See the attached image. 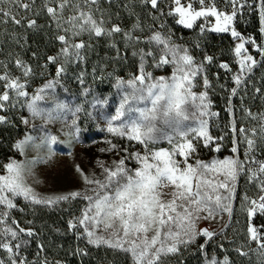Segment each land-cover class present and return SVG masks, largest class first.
Instances as JSON below:
<instances>
[{"label": "snow or ice", "instance_id": "6c2138e0", "mask_svg": "<svg viewBox=\"0 0 264 264\" xmlns=\"http://www.w3.org/2000/svg\"><path fill=\"white\" fill-rule=\"evenodd\" d=\"M7 2L10 5L21 6L25 11L30 9V4L24 0H0V4ZM35 0H32L34 3ZM100 0H45V8L49 17L56 23L58 31L63 34L56 38L63 47L57 56H49L48 61L56 63L62 58V63L57 67V76L65 71V64L73 59L83 60L82 50L90 45L83 39L74 42L73 38L83 37L89 39L94 37L108 36L123 33L125 44L135 48L136 45L144 44L147 47H139L133 51V56L139 57V74L133 75L128 81H118L124 87L116 114L111 121H121L113 126L108 124V131L121 137H127L130 141H137L145 145V152L130 153L134 159L141 163L134 173L125 166L127 157L115 162L110 168L100 163L103 179L92 177L77 171L84 176V182L89 185L87 191H71L58 196H39L25 182L26 166L11 160L4 165L6 174L0 175V251L6 253V258H0V264H30L26 257L22 256V250L30 243V239L36 236L32 228L21 227L12 211H24L18 208L16 200L22 197L31 205H43L54 207L62 202H71L77 198L87 201V205L79 218L69 221V229L78 227L84 229L90 244L97 246L106 245L125 254H130L132 264H162L163 258L169 254L179 251L180 245L193 242L197 235L211 238L215 235L206 229L196 228V220L201 218V213H207L204 219L213 217L218 211H228L232 208L229 201L235 191V181L239 174L247 173L249 183H256L261 193H264V161H260L254 155L261 144H264V113L252 114L246 110L247 115L258 121V126L251 129L240 128L239 133L243 141L233 139L232 152H237V145L245 143L244 160L239 158H225L222 161L205 163L199 159L195 164L188 163L199 148L202 141L205 147L223 140L224 137L215 138L209 134L208 120L204 117L216 116L218 113L211 112V101L206 91L196 93L192 91L196 78L206 72L205 64L212 63L214 57L205 55L204 60L197 63L191 50L177 44L172 39L171 31H164L167 17L175 19L176 23L185 28L192 29L196 21L203 18L206 22L209 17L215 18L211 28L206 24L200 25V32L211 31L215 33H229L236 41L234 54L239 70L233 74V82L236 87L230 91L228 98V111H233L232 97L238 94V89L246 85L248 77L253 69L264 61L257 60L246 45L255 46V50L264 57V46L258 45L251 36L245 37L232 26L234 19L243 14L247 8L256 11L260 20V32L264 34V0H226L231 5V12L221 11L215 7V0L207 3L206 0H171L167 4L168 10L160 7L165 0H141L144 5H150L153 10L150 13L153 19L164 17L159 29H150L148 36H136L135 29L140 28L139 22L133 26V30L124 31L119 25L107 27L108 21L103 19L104 10L93 5H99ZM200 5L199 9L194 4ZM66 9L71 14L65 17ZM100 14V19L96 14ZM11 9L0 8V17L7 23L10 19L14 24H22ZM29 28L36 27L35 20H29ZM143 31V29H140ZM115 47V44L112 45ZM199 47V44H197ZM118 54H119V50ZM151 61V63H149ZM16 65L23 69V76H29L31 69L26 67L22 60L17 59ZM146 65L157 69L165 66L172 67L169 78L163 76L155 78L152 72L147 71ZM221 68L231 71L227 63H222ZM3 81L4 91L0 93V111L8 107H14L18 100L16 98L28 97L25 91V82L5 72L0 74ZM205 89L209 87L206 76L203 79ZM223 87V86H222ZM53 88V83L48 82L44 88L39 89L31 98L26 100V106L33 116H42L45 120L55 119L53 113L56 109L65 107L62 103H56L55 108H41L38 103L46 100V92ZM257 92L260 89H256ZM140 104L146 106L140 107ZM150 105V106H147ZM79 111V109H77ZM125 118V119H121ZM195 122L198 126L192 127L190 123ZM7 123L5 116L0 115V124ZM27 123V120H25ZM75 123V121L73 122ZM232 131L236 128L233 124ZM169 132L172 134L170 135ZM179 138L177 140L176 138ZM157 138L166 139L172 144L171 150L151 151L148 148ZM33 138L26 137L25 140L16 143L15 148L23 150L28 141ZM55 137H51L52 142ZM113 144L112 149L116 150ZM128 152V148L122 149ZM215 151L220 150L217 143ZM180 157L181 159H177ZM151 160V162H149ZM183 165V166H182ZM255 166V167H253ZM222 170L226 179L219 181L213 176L217 170ZM172 186L171 199L164 201L160 199L161 193L158 189ZM223 189L227 194L222 193ZM92 194L89 195L88 193ZM246 207L244 211L248 217L247 233L249 235V251L243 247L236 251L243 256H248L258 251L264 261V195L249 199L245 196ZM262 218V223L256 226V217ZM31 223V221H29ZM103 230L108 232L107 236L97 235ZM111 230V231H109ZM154 234L148 238L149 232ZM251 243L257 245L251 248ZM204 249V245L200 246ZM38 249L43 246L38 244ZM39 255V252L37 253ZM39 264H48L47 260ZM207 264H221L213 257ZM222 264H228L225 257Z\"/></svg>", "mask_w": 264, "mask_h": 264}, {"label": "rangeland", "instance_id": "374dc122", "mask_svg": "<svg viewBox=\"0 0 264 264\" xmlns=\"http://www.w3.org/2000/svg\"><path fill=\"white\" fill-rule=\"evenodd\" d=\"M24 2L33 4L32 0H24ZM170 2L171 0H165L164 4L166 8L167 4ZM206 2L210 3L211 0H206ZM250 2H252V0H250ZM182 3L186 4L187 0H182ZM38 4L45 6V0H40ZM16 6L18 5H10L7 2L0 4V8L3 9L13 8L17 10V8H15ZM92 7H99L104 10L103 19H105L106 7L104 0H100L98 6L93 5ZM194 7L199 9L200 5L196 3L194 4ZM215 7L218 10L227 11L229 13L232 10L231 5L227 4L226 0H215ZM255 12L256 11H249L245 8L243 10V14L234 19L232 26L236 28V24H238L237 22H246V19L249 22L253 19ZM17 13L20 14L19 11ZM70 14L71 10L66 9L64 12L65 17ZM96 18H101L99 13L96 14ZM41 20H46L49 32L48 42L52 50L57 49V53L53 55L57 56L63 45L56 37L63 34V32L57 30L56 23L50 17ZM121 20L122 19L120 18H117L116 21L106 20L108 21L107 27L111 28L116 24H121V26L124 27L125 24ZM114 22L117 23L115 24ZM214 23V17H209L207 22L203 18L196 21L194 27L192 28L195 30L194 38L198 42L196 44L202 46L201 42H205L207 40V33L211 32L205 31L204 33H201L200 25L206 24V27L211 28ZM122 29L127 31L126 28ZM140 32H144V30L141 31L140 29H135L136 36H141L139 35ZM14 34L18 40L20 38V34H22V29L20 27H16ZM120 34L121 33L115 34L113 37L93 36L91 39H89L87 34H84L83 37L73 38L74 42H79L80 39H83L86 44L90 45L82 50L81 54L85 57V59H73L72 62L65 64V71L57 76V67L60 63H62V58L57 60L56 63H51L48 61L49 56H44L42 59L46 58L48 63L42 64L43 67L41 71L38 69L35 71L31 70L29 76L27 77L23 76V69L17 67L16 64H11V61L6 65L2 63L3 58L8 61L9 59H13L14 56H17L16 58L22 60L24 63L27 62L28 57L26 50H24L25 48L12 39L4 40L3 37H0V74L7 72L11 76L19 78L21 82L26 81L25 91L28 93L27 98H16L13 93L12 95L14 100H18V102L14 107H8L5 110L0 111V115L5 117L8 116L9 113L22 115V128L24 129V134L17 140L16 143L25 140L28 136L33 138L25 144L23 150L15 148L12 157L9 158L8 162L15 160L16 162L26 166L25 182L27 186L32 188L39 196L54 197L67 194L71 191H79L81 193L87 191L89 185L84 182V176L81 172L77 171V167L82 170L83 174H86L90 178L96 177L103 179L101 174L102 169L99 166L101 162L112 168L114 167L115 162L119 159L127 157L125 166L133 173L137 168L142 166L139 161L134 159L129 154L139 152L143 155L145 152V145L134 140L130 141L126 136L121 137L117 134L110 133L107 130L108 124L111 121L112 116L116 114V110L119 107L124 94V87L118 84V81L126 82L131 79L133 75L139 74V57L133 56L132 53L136 48L147 47L144 44L136 45L135 48L128 46L125 44L124 38L120 39V37H123L120 36ZM225 34L230 35V32ZM144 36H147V34H144ZM172 39L177 44L184 45L192 50L188 40L184 38H180L179 40L174 38ZM57 42L60 45L56 44ZM113 44H115V47L112 46ZM234 47L231 49V56L233 58L232 62L235 63V68L230 67L231 71H226L223 76L224 86H229L231 88L236 87L232 77L233 74L239 70V65L236 63L237 58L235 57L233 51ZM246 47H250L248 48L250 54L257 58V51L254 49L255 47L252 45H246ZM117 50H119V54ZM191 54L195 58V53L193 51H191ZM149 63H151V61H149ZM146 69L147 71L152 72L155 78L163 76L167 79L172 73V67L170 65L159 69L146 65ZM48 82L53 83V88L46 92V100L39 102L38 106L49 109L55 108L57 102L65 105L63 109H56L53 113L55 119L52 120H45L42 116H33L31 111L26 106V100L31 98V96L38 92L39 89L44 88ZM3 83V81H0V93L4 91ZM192 91L196 93H200L202 91L207 92L208 99L211 101V112L218 113V110H220L225 104L224 101L222 100V103L218 97L211 99L210 85L207 89H205L203 81H200L198 77L196 78V83ZM139 106L144 107L146 105L140 104ZM77 109H79V111H77ZM248 110H250L252 114L264 113V105L259 110ZM204 118L208 120V131L210 125L215 122V126L219 128L220 133H222L223 136H227V130H230L233 135V139L235 137L240 141H243L244 139L239 133L240 128L251 129L252 127L258 126V121L249 117L247 112H245L244 116L235 118L231 124H228L225 119L222 120L218 118L217 115L207 116ZM78 119L81 124H84L88 130L92 131V135H90L85 141H81L76 137V133L72 127L73 122ZM121 119L123 120L125 118ZM25 120H27V123H25ZM111 123L113 126H117L121 123V121H111ZM184 123H190L192 127L198 126L195 122ZM233 124L236 128L235 133L232 131ZM169 134L171 135L172 133L169 132ZM53 136L56 138L54 142L50 140ZM176 139L179 140L178 137ZM233 139L231 144H233ZM113 144L118 146L116 150L112 149ZM211 145L210 146L213 149L217 146L215 143H212ZM231 146L230 151L232 152L234 145ZM245 147V143H240L237 145V152H232L231 155H228L225 158L233 157L244 160ZM123 148H128V152H124L122 150ZM148 148L153 152L158 150H171L172 144H170L166 139L157 138L154 143H150L148 145ZM208 150L209 146L205 147L203 142L200 141L198 151L191 158H189L188 163L194 165L195 161L202 156L203 152H208ZM254 155L258 160L264 161V144L260 145ZM177 159L181 158L177 157ZM149 162H151V160ZM3 174H6L4 169L0 172V175ZM212 175L219 181H224L226 179L220 169ZM234 183L235 191L231 199L224 202L230 203L231 208L238 191H241V208L243 211L246 207V202L244 201L245 196L249 197V199H255L260 195H264V193H261L259 186L256 183H249L247 173L239 174ZM172 191V186L158 189V192L161 193L160 199L164 201L171 199L170 194ZM220 191L227 194L223 189ZM88 194L91 195L92 193L89 192ZM77 199L83 201L86 207L87 201L80 198ZM15 202L18 208L38 206L31 205L22 197L17 198ZM17 212L19 211L14 209L12 211V216L15 217ZM206 215V212L201 213V218L196 220V228L200 230L206 229L207 231L214 233L215 235L212 237L223 233L227 229L231 219V213L222 210L218 211L214 218L208 217L207 219H204L203 217ZM255 223L256 226H259L262 223V218L257 216ZM72 231L78 236L83 237L84 241L92 247H106V245L97 246L95 244H90L82 227H78ZM153 234L154 232L150 231L147 234L148 238L150 239ZM97 235L107 236L108 232L101 230L97 232ZM197 236L210 239L209 237L203 235ZM251 244H253L254 249L257 248L255 243ZM25 251H27V249L24 248L21 253L24 257L26 256ZM0 258H6V253L0 251ZM30 264L32 263L30 262Z\"/></svg>", "mask_w": 264, "mask_h": 264}, {"label": "trees", "instance_id": "16d2710c", "mask_svg": "<svg viewBox=\"0 0 264 264\" xmlns=\"http://www.w3.org/2000/svg\"><path fill=\"white\" fill-rule=\"evenodd\" d=\"M39 1L35 0L33 4L29 3L30 9L28 11H25L21 6H16L17 10L11 8L13 14L19 11L20 14L16 15V18L21 19L22 24H14L10 19L7 23L0 22V37H3L4 40L12 39L25 48L28 60L24 64L32 71L36 69L41 71L42 64L48 63L46 58H42L57 53V49L52 50L48 42V25L46 20L41 19L49 18V15L45 6L38 4ZM104 3L106 20L116 21L117 18L122 19L121 21L125 26L119 25L121 28H126L127 31L133 30V26L139 22L140 28L138 29L142 28L144 30V32L139 33L141 36H144V34L150 35V29H159L161 21L165 20L164 17L154 20L150 14L153 12L150 5H144L141 0H104ZM160 7L167 11L164 3ZM2 20L3 18L0 17V21ZM29 20L36 21L35 28L27 26ZM237 23L236 30L238 32L245 37L251 36L258 45L264 46V34L260 32L258 12H255L253 19L249 22L246 19V22ZM16 27L22 29V34H20L18 40L14 34ZM169 30L172 33V38L178 40L184 38L190 42L189 45L192 48L191 51L195 53L197 63L202 62L205 55L214 57L212 63L205 64L206 72L198 76V79L203 81L204 76H206L209 80L211 99L218 97L221 102L224 101L225 104L218 110V118L225 119L228 124H231L235 118L244 116L246 110H259L264 105V62H262L246 77V85L241 86L238 89V94L232 97L233 111H228V98L232 88L224 86L223 76L226 70L221 68L220 65L227 63L229 68H235V63L232 62L231 49L236 41L231 35L208 32L206 35L207 40L201 42L202 46L197 47L196 43L198 42L194 38V29L185 28L177 24L174 18L167 17L164 31ZM120 36H123V34L121 33ZM120 39H123V37H120ZM56 44L60 45L58 42ZM256 53V59L264 61V57H261L258 52ZM16 57L14 56L13 59L8 61L3 58L2 63L6 65L11 61V64H16ZM256 89H260V91L257 92ZM216 101L218 102L217 99ZM6 119L7 123L0 124V172L3 171L9 158L12 157L17 140L24 134L21 114L9 113ZM215 124L214 122L210 125L209 134L215 138L223 136ZM72 127L76 137L81 141H85L92 135V131L81 124L79 119L73 123ZM223 137V140H218L215 143L216 145L219 143V151H215L211 145L208 152H203L199 159L211 163L214 160L221 161L231 155L230 147L233 145L231 144L233 135L230 130H227V136ZM241 206V191H238L232 206L229 225L223 233L210 239L197 236L193 242L180 245L177 253L165 256L162 264H207L213 257L221 264L225 257L228 259V264H264L257 251L248 256L240 255L236 251L241 247L244 251H249L248 245L250 243L247 233L249 221ZM22 208L24 211L16 213V220L21 227L32 228L36 233L35 237H25L30 239V243L25 248L27 249L25 257L32 264H39L40 261L44 260H47L48 264H132L130 254L113 250L108 246L92 247L84 241L83 237L78 236L69 229V221L78 218L82 214L85 208L83 201L76 199L71 202H62L54 207L38 205ZM38 244L43 246L42 251L38 249ZM201 245H204L203 250L200 247ZM251 248L254 249L253 244H251Z\"/></svg>", "mask_w": 264, "mask_h": 264}]
</instances>
